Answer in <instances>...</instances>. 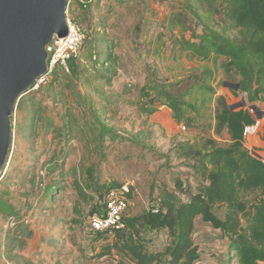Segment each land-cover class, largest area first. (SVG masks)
Wrapping results in <instances>:
<instances>
[{
  "label": "rangeland",
  "instance_id": "rangeland-1",
  "mask_svg": "<svg viewBox=\"0 0 264 264\" xmlns=\"http://www.w3.org/2000/svg\"><path fill=\"white\" fill-rule=\"evenodd\" d=\"M67 17L86 35L97 34L99 48L117 56L116 69L109 65L113 70L100 77L99 66L82 52L79 72L59 66L57 77L52 73L27 92L24 110L14 113L12 145L0 174V264H133L116 251L101 255L114 235L90 227V215L104 209L90 179L118 181L132 193L123 216L128 230L131 219L158 203L164 188L188 200L206 181L195 169L198 162L183 157L181 144L187 132L208 137L213 116L200 118L205 128L183 129L168 104L169 96L187 91L204 64L176 42L203 31L187 0H70ZM237 76L221 57L213 83L219 89ZM231 102L249 107L238 93ZM151 107L157 111L148 114ZM103 126L111 132L102 134ZM250 147L253 153L264 150ZM214 210L227 215L226 206ZM137 226L150 250L170 244L167 230ZM193 239L200 252L195 264H238L227 231L199 217Z\"/></svg>",
  "mask_w": 264,
  "mask_h": 264
},
{
  "label": "trees",
  "instance_id": "trees-1",
  "mask_svg": "<svg viewBox=\"0 0 264 264\" xmlns=\"http://www.w3.org/2000/svg\"><path fill=\"white\" fill-rule=\"evenodd\" d=\"M90 3L85 0L83 4ZM187 4L203 31L197 39H177L176 42L182 51L204 64L187 91L174 99L169 96L168 104L177 122L186 126H196L202 116H213L217 133L227 129L230 141H219L211 136L193 143L184 141L181 154L194 158L198 162L195 169L206 178L199 191L183 200L175 191L164 188L158 203L131 219V230H117L114 240L103 246L101 255L116 251L133 264H195L200 252L193 233L196 219L201 217L214 228L228 232L238 264H264V200L257 201L258 195L264 194V161L244 144L245 127L256 121L249 109H236L225 95L217 96L213 83L218 59L226 57L228 65L240 75L237 83L241 84L240 90L247 94L248 101L257 102L264 95V0H187ZM99 40L97 34L84 33L79 54L68 63L72 72L81 70L78 59L82 52L95 67L99 66L100 77L106 76L103 71L113 70L109 65L114 66L115 71L117 56L112 50L102 51ZM104 54L107 56L101 58ZM53 73L56 78L58 68ZM26 96L27 93L19 99L16 110H24ZM156 111V107L146 109L148 114ZM193 112L199 113V117H191ZM207 126L211 129L212 124ZM100 130L102 134L111 132L106 127ZM89 172L95 174L93 169ZM88 186L102 201L108 191L122 184L90 179ZM77 188L84 193L80 185ZM127 195L132 197L130 191ZM216 206L227 207L225 218L216 214ZM155 208H158L156 212ZM138 223L150 230H167L170 244L162 251L150 250Z\"/></svg>",
  "mask_w": 264,
  "mask_h": 264
},
{
  "label": "water",
  "instance_id": "water-1",
  "mask_svg": "<svg viewBox=\"0 0 264 264\" xmlns=\"http://www.w3.org/2000/svg\"><path fill=\"white\" fill-rule=\"evenodd\" d=\"M69 1L0 0V174L12 145L16 105L48 72L47 45L69 33ZM226 84L241 89L240 83ZM250 108L263 115L256 105Z\"/></svg>",
  "mask_w": 264,
  "mask_h": 264
},
{
  "label": "built area",
  "instance_id": "built-area-1",
  "mask_svg": "<svg viewBox=\"0 0 264 264\" xmlns=\"http://www.w3.org/2000/svg\"><path fill=\"white\" fill-rule=\"evenodd\" d=\"M85 3V0H80ZM94 0H89L92 2ZM69 33L66 37L55 36L47 45L48 51V72L42 75L30 91L38 90L40 82L45 81L59 66L68 68L69 60L79 54L83 43L84 33L79 25L72 23L68 18ZM260 121L247 127L246 133L253 128L257 130ZM264 161V158H263ZM129 190L126 186L112 189L105 194L103 199L104 209L102 212H94L89 217L90 227L93 231L105 232L114 235L117 230L126 227L123 216L130 205V199L127 195ZM158 208L153 209L156 212Z\"/></svg>",
  "mask_w": 264,
  "mask_h": 264
},
{
  "label": "crops",
  "instance_id": "crops-1",
  "mask_svg": "<svg viewBox=\"0 0 264 264\" xmlns=\"http://www.w3.org/2000/svg\"><path fill=\"white\" fill-rule=\"evenodd\" d=\"M224 58H226V57H224ZM220 59H221V57L218 60H220ZM235 80H236V83L239 82L240 75L237 76L235 78ZM226 83H231V82H225L223 87H221L219 89L216 88V90H217V94L216 95L217 96L218 95H222V94L225 95L226 98L228 99L229 103L231 104L232 103L231 101H233V100H235V98H237V93H238V99H243L244 100V98H246L249 107H247V106L238 107L240 103H236V105H234V104H231V105L236 107V109H240V108L249 109L253 113L255 121H257V120L260 121L259 128L257 130L251 128L250 129L251 131L246 133L247 127L250 126V125H247L245 127V130H244V136H245L244 144H245V147L247 149H249L252 153H253V151H252V148L250 147L251 144L256 145L259 148L264 149V95L261 96V99L259 101L251 103V102L248 101L247 94L245 92H243L240 89H234L233 87H232L233 89H230L231 87L229 85H227ZM212 105L215 106L214 101H213ZM251 105H256L258 110H260L263 113V115L261 117H258L255 114V111H253L250 108ZM199 120L200 119H198V122H197L196 126H201L202 128L203 127L205 128L203 122L202 121L199 122ZM210 124H212V127L210 129V135H208V136H211L214 139H217V140L223 141V142L230 141V134L228 133L227 129L223 130L221 133H217V131H216V120L215 119L211 120ZM181 125H182L183 129H189V130L190 129L191 130H195V127H196V126L195 127L186 126L184 124H181ZM185 135L187 137V139L185 141H190L191 143H193V142H195L197 140H200L202 137H204L203 136L204 132L203 131H198V133H195L193 135V132L191 131L190 133L187 132ZM257 143L259 145H257ZM257 153L262 158H264V150H261L260 152H257Z\"/></svg>",
  "mask_w": 264,
  "mask_h": 264
}]
</instances>
